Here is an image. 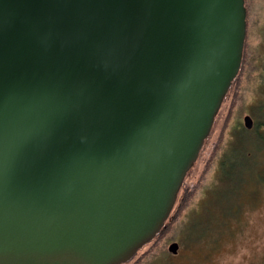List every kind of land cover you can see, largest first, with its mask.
<instances>
[{"label": "water", "instance_id": "obj_1", "mask_svg": "<svg viewBox=\"0 0 264 264\" xmlns=\"http://www.w3.org/2000/svg\"><path fill=\"white\" fill-rule=\"evenodd\" d=\"M245 35V0H0V264L128 262L163 228Z\"/></svg>", "mask_w": 264, "mask_h": 264}, {"label": "rangeland", "instance_id": "obj_2", "mask_svg": "<svg viewBox=\"0 0 264 264\" xmlns=\"http://www.w3.org/2000/svg\"><path fill=\"white\" fill-rule=\"evenodd\" d=\"M245 6L246 35L238 76L162 230L123 264H264V0H245ZM246 113L254 119L251 130L243 124ZM241 147L252 151L247 160L252 161L250 172L238 186L247 194L242 199H248L229 216L209 198L223 202L217 197L225 183L220 178L221 160L235 149L240 153ZM253 177L258 179L256 187ZM173 241L179 252L168 250Z\"/></svg>", "mask_w": 264, "mask_h": 264}, {"label": "trees", "instance_id": "obj_3", "mask_svg": "<svg viewBox=\"0 0 264 264\" xmlns=\"http://www.w3.org/2000/svg\"><path fill=\"white\" fill-rule=\"evenodd\" d=\"M243 150L244 147H241V152L239 153V149H235L234 152L231 151V155L227 154L225 158L221 160V179L225 181V183L223 187L217 190V197L223 202L218 204V200L214 201V199L213 204L217 207L220 205L223 208V210H221L223 214H232L233 207H238V199L240 198L238 186L241 181H244L247 178V174L250 172V164L252 161L247 160L252 156V151L250 152L246 149V151ZM252 179L253 181L255 180L254 177Z\"/></svg>", "mask_w": 264, "mask_h": 264}, {"label": "flooded vegetation", "instance_id": "obj_4", "mask_svg": "<svg viewBox=\"0 0 264 264\" xmlns=\"http://www.w3.org/2000/svg\"><path fill=\"white\" fill-rule=\"evenodd\" d=\"M240 69V68H239ZM238 72H239V70H238ZM238 74V73H237ZM237 76L238 75H236L235 76V78L233 79V81L231 82V84H230V86H229V88H228V90H227V92L225 93V95H224V97H223V100L225 99V97L227 96V93L229 92V90H230V88H231V86H232V84H233V82H234V80L237 78ZM223 102V101H222ZM245 115H250V114H248V113H246V114H244L243 115V119H244V116ZM251 116V115H250ZM216 117V116H215ZM251 118H252V120H253V126L251 127V128H247L248 130H251V129H253V127H254V119H253V117L251 116ZM215 120V119H214ZM213 123H214V121H213ZM238 127H240V119L238 120ZM213 125V124H212ZM212 128V127H211ZM246 128V127H245ZM209 134H210V132H209ZM209 134L207 135V137L209 136ZM207 137L205 138V140L207 139ZM205 140H204V142H205ZM203 145H204V143H203ZM203 145H202V147H203ZM221 176H222V174H220V178H221ZM255 180H254V187H256L257 186V182H258V179L257 178H254ZM243 185V184H242ZM246 186V185H245ZM242 191H244V190H241L240 191V198L238 199V204H242V202H244L245 200H247L248 198H245V197H247V194L246 193H241ZM249 192V191H248ZM250 193V192H249ZM245 194V199H242V197H243V195ZM251 194V193H250ZM210 199V201H212L213 202V200L215 199L214 197L213 198H209ZM234 208V210L232 211V213H234V212H236V208L235 207H233ZM231 214H229V216H230ZM178 251L177 252H179V249H177Z\"/></svg>", "mask_w": 264, "mask_h": 264}]
</instances>
